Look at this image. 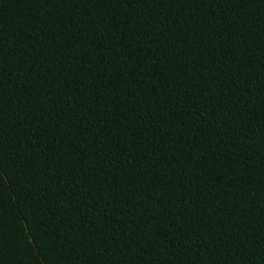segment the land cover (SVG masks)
Returning <instances> with one entry per match:
<instances>
[{
  "label": "trees",
  "instance_id": "16d2710c",
  "mask_svg": "<svg viewBox=\"0 0 264 264\" xmlns=\"http://www.w3.org/2000/svg\"><path fill=\"white\" fill-rule=\"evenodd\" d=\"M0 264H264V0H0Z\"/></svg>",
  "mask_w": 264,
  "mask_h": 264
}]
</instances>
